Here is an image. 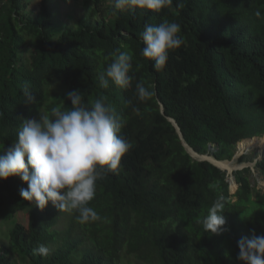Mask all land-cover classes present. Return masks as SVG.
Wrapping results in <instances>:
<instances>
[{
    "label": "trees",
    "instance_id": "1",
    "mask_svg": "<svg viewBox=\"0 0 264 264\" xmlns=\"http://www.w3.org/2000/svg\"><path fill=\"white\" fill-rule=\"evenodd\" d=\"M64 5L74 19L58 33L53 22ZM77 9L86 11L77 17ZM165 20L181 25L185 43L156 71L141 55L140 33ZM117 49L132 57V84L101 88L98 74ZM140 81L154 90L147 102L136 96ZM25 83L35 102L24 100ZM75 90L86 103L106 96L132 144L120 167L97 181L90 206L101 220L81 223L51 202L40 209L20 196L27 184L19 177L0 180V226L11 224L0 264H243L238 241L264 235V188L252 187L246 168L235 172L232 195L226 172L193 158L185 144L229 161L239 142L264 136V0H173L159 12L115 13L113 0H0V155L22 119L71 108ZM256 168L264 179V158ZM214 182L226 198L221 234L200 223L217 197ZM41 244L47 257L33 253Z\"/></svg>",
    "mask_w": 264,
    "mask_h": 264
},
{
    "label": "clouds",
    "instance_id": "2",
    "mask_svg": "<svg viewBox=\"0 0 264 264\" xmlns=\"http://www.w3.org/2000/svg\"><path fill=\"white\" fill-rule=\"evenodd\" d=\"M172 3L173 0H113V13L133 8L159 12ZM140 38L144 44L141 55L153 62L152 67L156 71L164 69L171 50L185 43L181 25L167 20L159 25H145ZM110 56L111 62L98 74L100 87L107 89L111 82L121 89H128L134 75L130 74L133 73L132 57L119 49ZM22 93L25 101L35 102L30 84L22 86ZM154 95L151 85L146 86L143 81L136 83V96L140 102H147ZM67 100L71 102V108L56 105L43 110L39 108L38 119L21 120L15 141L0 155V180L17 176L27 184V188L20 189V196L25 201L35 202L40 209L51 202L60 211L77 212L81 223L95 222L101 220V216L90 206V202L95 198L97 181L120 167L122 157L129 152L132 144L121 135L125 119L106 96L100 95L86 103L82 92L75 90L67 94ZM126 103L131 104V101ZM133 111L140 115L138 108L133 107ZM262 137L244 139L238 145ZM185 146L193 158L217 166L208 159L214 157L199 155L187 144ZM261 156L255 165L256 170L264 153ZM235 157L236 154L233 159ZM229 173L226 172L227 182L230 186L234 182L238 192L235 172ZM209 188L217 191V197L200 223L206 232L221 234L226 224L222 215L226 198L219 193L218 182L210 184ZM238 248L237 259L243 264H264V235L258 236L253 232L250 237H242ZM49 251L43 244L33 249V253L41 257H47Z\"/></svg>",
    "mask_w": 264,
    "mask_h": 264
},
{
    "label": "rangeland",
    "instance_id": "3",
    "mask_svg": "<svg viewBox=\"0 0 264 264\" xmlns=\"http://www.w3.org/2000/svg\"><path fill=\"white\" fill-rule=\"evenodd\" d=\"M91 1V0H86V2ZM61 3V0H55L56 4ZM78 4V1H77ZM58 11L56 12V18L54 20L55 28L56 31L59 33L63 30L64 26H66L68 23H70L73 19L74 16L69 14V9L64 5V6H58ZM86 10L82 9H77L76 10V15L77 17H80L81 15L83 16ZM245 142V141H244ZM255 142V143H254ZM251 145H249L248 142V147L244 149H240V144L238 145L237 148V153L235 159L230 161L231 167H234V169H230L227 166L221 167L222 169H225L227 173L231 174L236 172V171H241L245 168H253L252 173L250 174V182L252 184V187L256 189H263L264 188V181L262 177L259 175V172L255 169L256 163L261 159V155L264 153V137L255 139ZM247 146V144H245ZM245 150V151H244ZM247 156V160L241 161V157ZM197 157V156H196ZM200 158V157H197ZM202 159V157L200 158ZM232 162V163H231ZM233 185L230 186L231 188V193L235 194L237 191L236 184L233 182ZM11 229V224L7 223L6 225L0 226V242L4 240L5 236L8 234V231Z\"/></svg>",
    "mask_w": 264,
    "mask_h": 264
},
{
    "label": "bare ground",
    "instance_id": "4",
    "mask_svg": "<svg viewBox=\"0 0 264 264\" xmlns=\"http://www.w3.org/2000/svg\"><path fill=\"white\" fill-rule=\"evenodd\" d=\"M255 141V139H251L249 141H245L243 143L240 144V149H244L246 147H248V142H249V145H251L253 142ZM251 143V144H250ZM255 143V142H254ZM247 144V146L245 145ZM245 151V150H244ZM209 160L213 161L217 166H221V167H224V166H227L229 167L230 169H234V167H231L230 163L229 162H221V161H218V160H215L214 158H211V157H208ZM232 163V162H231ZM233 172V171H232ZM231 172V173H232Z\"/></svg>",
    "mask_w": 264,
    "mask_h": 264
},
{
    "label": "water",
    "instance_id": "5",
    "mask_svg": "<svg viewBox=\"0 0 264 264\" xmlns=\"http://www.w3.org/2000/svg\"><path fill=\"white\" fill-rule=\"evenodd\" d=\"M177 126V125H176Z\"/></svg>",
    "mask_w": 264,
    "mask_h": 264
}]
</instances>
